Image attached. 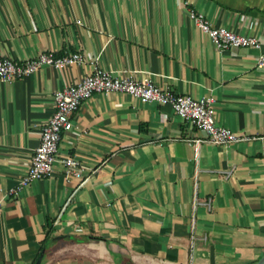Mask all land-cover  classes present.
I'll return each mask as SVG.
<instances>
[{"label":"crops","instance_id":"crops-1","mask_svg":"<svg viewBox=\"0 0 264 264\" xmlns=\"http://www.w3.org/2000/svg\"><path fill=\"white\" fill-rule=\"evenodd\" d=\"M252 35L217 48L188 16ZM52 49L194 98L248 140H202L169 104L96 92L72 114L52 172L10 193L30 164L53 93L87 62L0 81V264H253L264 254V0H0V55ZM76 157L81 179L59 161ZM194 237V238H192Z\"/></svg>","mask_w":264,"mask_h":264},{"label":"built area","instance_id":"built-area-1","mask_svg":"<svg viewBox=\"0 0 264 264\" xmlns=\"http://www.w3.org/2000/svg\"><path fill=\"white\" fill-rule=\"evenodd\" d=\"M187 13L217 48L249 46L261 48V43L255 36L236 33L225 26L214 25L202 12L193 8H187ZM87 62L92 66V69L84 74L79 81L54 91L53 112L41 125L39 144L33 151L30 164L15 186L9 190L10 193H15L29 182L43 178L52 172L53 164L58 160L57 152L63 131L73 127L72 114L78 109L81 102L96 92L120 91L142 101L169 104L183 122L205 132V138H197L196 142L206 140L215 144H229L251 138L247 134H238L230 128L216 123L212 96L194 98L188 94L177 93L171 88L161 87L148 76L137 77L131 71L123 70L118 73L106 69L99 66L95 56H87L80 51L57 55L52 49L42 50L22 62H17L6 55H0V81H13L22 78L36 71L43 64L61 68ZM256 66L264 70V51L258 54ZM59 161L63 166L66 178L81 179L83 166L76 157L66 156L60 158Z\"/></svg>","mask_w":264,"mask_h":264},{"label":"water","instance_id":"water-1","mask_svg":"<svg viewBox=\"0 0 264 264\" xmlns=\"http://www.w3.org/2000/svg\"><path fill=\"white\" fill-rule=\"evenodd\" d=\"M41 259H42V254L38 256L34 264H40ZM253 264H264V254L258 260H256Z\"/></svg>","mask_w":264,"mask_h":264}]
</instances>
